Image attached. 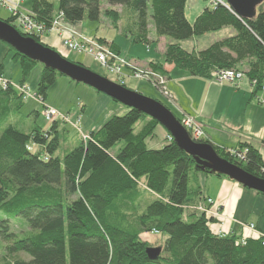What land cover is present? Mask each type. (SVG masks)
Returning <instances> with one entry per match:
<instances>
[{"label": "trees", "instance_id": "16d2710c", "mask_svg": "<svg viewBox=\"0 0 264 264\" xmlns=\"http://www.w3.org/2000/svg\"><path fill=\"white\" fill-rule=\"evenodd\" d=\"M101 1L58 0L55 9L49 0H30V12L45 32L55 11L67 23L99 22L106 17L119 29L121 14L113 8H120L128 24L120 31L134 44L148 47L161 37L170 41L164 63H148L153 72L169 79L167 64L192 77L212 79L215 72L233 70L255 83V92L264 86L261 6L253 19L246 20L223 5H205L190 23L185 11L191 0H103L108 6L104 11ZM3 21L13 26L11 17ZM149 25L155 41L149 40ZM225 28L234 35L202 51L181 46L183 41ZM31 38L42 43L40 36ZM7 47L19 63V86L24 85L38 63ZM109 48L119 55L117 45L111 42ZM40 66L35 97L43 103L47 89L61 75ZM244 66L247 70H242ZM23 101L9 81L0 88V238L7 244L0 264H207L208 259L213 264H264L263 239L246 238L241 243L235 235L216 236L209 229L213 219L194 209L203 198L199 186H189L190 174L209 175L207 170L196 167L194 158L171 138L159 150L146 148L156 121L151 119L135 134V126L147 117L128 108L124 116L111 118L60 157L57 121L47 132L33 127L24 133L10 124ZM120 143L123 146L115 151ZM212 148L221 159L264 180V162L249 144L232 150ZM65 194L75 198L67 201ZM15 219L30 229L21 238L11 232ZM153 232L166 235L163 251L168 256L160 250L156 258L148 257V244L140 237Z\"/></svg>", "mask_w": 264, "mask_h": 264}, {"label": "rangeland", "instance_id": "374dc122", "mask_svg": "<svg viewBox=\"0 0 264 264\" xmlns=\"http://www.w3.org/2000/svg\"><path fill=\"white\" fill-rule=\"evenodd\" d=\"M53 3L55 9L57 7L58 0H49ZM222 1V0H219ZM205 3V5L213 6L216 0H192L191 3ZM25 3V2H24ZM190 3V5H191ZM225 3V0H223ZM23 4V3H22ZM30 0L26 3L29 6ZM220 4V3H218ZM226 4V3H225ZM106 5L105 1H101L102 11L105 10L103 7ZM264 10V3L261 5ZM107 9V8H106ZM21 11L27 12L25 10ZM116 11L121 14L120 18V27L128 28L127 21L123 18V13L120 8H116ZM30 12V11H29ZM0 11V20H6V16H2ZM59 14L55 11L54 18L51 22L50 28L44 31V33L40 36L42 38L46 34L51 33V27L53 22H58V26H56V30H61L62 33L60 35L57 33L58 38H67L69 36V28L63 26L66 22L63 19H59ZM102 21L99 22H89L83 21L85 26L88 24L96 25L98 29V35L104 39L115 42L120 47V54L118 56L114 55V53L109 48L110 43H101L100 40H89L83 35V41L87 43L90 41L97 45L101 49H104L107 53L104 58V61L100 62L95 58L94 53H91L90 50H81V52L73 51L66 46H64V40H61V45L64 49V53H59L51 48L59 55H61L67 61L80 65L101 77L109 80L110 82L121 86L130 91L136 92L146 98L155 100L161 103L164 107H166L176 118H178L181 122L184 116H181L174 111L171 101L170 95L165 97L162 93V89L165 88L166 77L153 72L148 68V66L141 65L142 62H145L148 59L158 60L159 53H157V44L158 48H164L170 42L166 38H158L155 41V36L152 33V27L149 25L150 35L149 40L155 41L150 44L149 51H147V46L144 44H134L129 36H125V34L117 28H115L112 24L110 26L109 22H107L106 17H101ZM61 25L62 27H60ZM13 27V26H12ZM54 31V30H53ZM56 33V32H55ZM83 33H86V30H83ZM26 35V34H25ZM234 32L231 28L222 29L216 33L206 34L202 37L192 38L186 41L181 42L182 48L188 51H202L206 49L211 44L220 42L224 39L232 37ZM28 36V35H27ZM25 37V36H24ZM30 37V36H28ZM78 38L75 36H71L70 39L72 42L81 43L82 38ZM41 42V40H40ZM43 43V42H42ZM40 43V44H42ZM1 45V44H0ZM3 45V51L0 52V59H3L1 63L4 66L3 74L0 73V79L4 81H9L12 86H19L21 81V71L19 67V63L14 61L12 58L13 52L8 49L5 44ZM84 45V43H83ZM89 48V47H86ZM92 48V46H90ZM91 53V54H90ZM149 62H147L148 65ZM167 65V64H165ZM164 65V66H165ZM172 66V65H171ZM242 70H247V67H242ZM41 66L39 64L35 65L33 70L30 72L28 78L26 79L24 85L29 89V93L32 96L36 94V86L39 82L40 74H41ZM165 70V67H164ZM166 71V70H165ZM216 73V72H215ZM213 73V75L215 74ZM242 73V72H241ZM169 74V73H168ZM212 75V80H214L215 75ZM164 81V84H160L159 79ZM240 83V82H239ZM1 84V83H0ZM228 84V83H227ZM252 86V85H251ZM1 88V86H0ZM255 89V87H253ZM168 99V100H167ZM54 110L58 114L57 118L47 120L44 116V112L46 110ZM128 111V108L124 105L115 102L109 97L97 93L90 87H87L83 84H77L69 79L58 76L56 78V82L51 85L46 91V98L43 103L36 100L35 98H25L22 102V106L17 111L16 115L11 117L10 124L16 128L20 132L28 133L33 127H37L41 129L43 132H47L50 130L51 125L54 121L59 123V139L60 145L58 151L56 153L57 156H64L66 153L75 149L81 142V140H86L91 133L97 132L101 127L111 118L113 117H121L124 116ZM62 117H66L68 121H64ZM147 117V116H146ZM150 118L142 119L135 126V134L141 132L144 127L150 123ZM182 126V125H181ZM203 131V130H202ZM203 137V136H202ZM170 136L169 134L161 127L160 125L154 126V130L152 132V136L145 140L146 148L149 150H159L163 148L167 143H169ZM203 140V139H202ZM200 143V142H198ZM123 143H120L118 148H121ZM213 179L212 176H209L204 173H195L192 172L190 174V187L199 186L202 192L205 194L206 188L210 186V180ZM259 195V194H258ZM67 201H71L75 198V196H71L68 194L64 195ZM146 197V196H144ZM149 197L147 196V201ZM207 204L208 200L204 199ZM213 202L210 204L213 206ZM199 205H197L194 209L198 210ZM209 209H204V213H211ZM217 211L212 214L217 215ZM215 224V222H212ZM11 232L16 234L21 238L23 233L28 232L30 229L28 225L22 220H12ZM221 223L218 226L209 225V229L211 233L216 236H229L235 235L231 232H224L219 228ZM22 233V234H21ZM239 238V241L242 243L246 238H261L264 240L262 233L257 231L256 227L252 224H242L241 225V234L235 235ZM141 241L146 242L148 244V249H159L162 252L163 256H168L167 252L163 251L164 241L166 239V235L153 232L146 233L141 235ZM6 242L0 238V257L6 254ZM22 259L28 260V257L25 254H20ZM207 264H213L211 259H208Z\"/></svg>", "mask_w": 264, "mask_h": 264}, {"label": "crops", "instance_id": "0c3cea01", "mask_svg": "<svg viewBox=\"0 0 264 264\" xmlns=\"http://www.w3.org/2000/svg\"><path fill=\"white\" fill-rule=\"evenodd\" d=\"M191 1L187 3L185 11L186 18L190 23L205 8V3H191ZM26 3L21 4L20 7L22 10L30 11V4L28 6ZM106 5L103 7L105 8ZM113 9L116 10V8ZM0 11L2 16L7 15V19L10 17L5 9L0 8ZM106 20L109 22L108 19ZM109 24L111 26L110 22ZM63 26L79 32L89 40L103 39L107 43L112 42L117 45L115 42L99 36L96 25L85 26L81 22L73 24L65 22ZM118 26L117 30L121 32L120 24ZM84 29L86 33H83ZM61 39L55 32L40 38L43 44L60 54L65 52L61 45ZM0 44V52H2L3 43L0 42ZM156 46L160 58L158 60L148 59L141 65L145 67L147 62L164 63V48H158V44ZM118 48L120 54V47L118 46ZM148 49L149 47H147V51H149ZM2 60L0 59V64H2ZM164 67L169 73V79H166L164 84L171 98L169 102L180 117L189 116L200 125L204 134L203 141L209 142L217 149L225 150H232L238 144H249L259 153L264 162V105L259 101L263 97L261 92H255L247 79L236 85L218 84L212 79L192 77L171 65ZM0 86L2 88L1 84ZM209 176H212L213 179L209 181L210 186L206 188L205 194L201 190L203 199L198 205L203 209L210 210L211 213H206V217L215 222L210 225L219 227L221 223L219 231L221 229L225 233L231 232L239 236L243 223L252 224L264 238V196L243 188L236 182L226 179L227 177L210 174ZM204 199H211L214 203L213 206L207 204ZM215 211L218 212L217 215L212 214Z\"/></svg>", "mask_w": 264, "mask_h": 264}, {"label": "water", "instance_id": "95a60500", "mask_svg": "<svg viewBox=\"0 0 264 264\" xmlns=\"http://www.w3.org/2000/svg\"><path fill=\"white\" fill-rule=\"evenodd\" d=\"M225 5L241 19H253L264 0H225ZM0 42L16 53L43 65L70 81L92 88L129 109L136 110L156 121L169 134L173 142L194 158L196 167L210 175L224 176L243 188L264 196V180L254 177L238 166L221 159L211 145L193 142L176 117L161 103L118 86L100 75L64 59L57 52L31 37H24L14 27L0 20ZM149 258H156L159 249H147Z\"/></svg>", "mask_w": 264, "mask_h": 264}, {"label": "built area", "instance_id": "2783aa9c", "mask_svg": "<svg viewBox=\"0 0 264 264\" xmlns=\"http://www.w3.org/2000/svg\"><path fill=\"white\" fill-rule=\"evenodd\" d=\"M24 2H28V0H0V8L5 9L9 13L10 17L13 19V26L18 32L26 34L30 37H32L33 35L41 36L45 30L42 25L38 24L35 21V15L29 11L24 12L20 10V5ZM218 3H220V5L227 7L225 3H223V1H219V0H216L213 6L218 5ZM59 19L64 20L62 14H59ZM56 26H58V22H53L52 27H51V32H56L60 35V33L62 32L61 30L55 31V29H57ZM59 26L62 27L61 25ZM69 31H70L69 36L67 38H64L65 40L62 38L64 40V46H66L67 48L73 51H78V52H81L82 49L90 50L91 53H94L95 58L98 59V61L100 62L104 61V58L106 57L105 55L107 54L104 49H101L100 47H98L97 45H94V43H91L90 41H87V43L84 42L79 32L72 30V29H70ZM71 36H75L78 38L81 37L83 42L79 44L78 42H72L70 39H68ZM90 46H92V48H90ZM86 47H89V48H86ZM214 75H215L214 81L218 84L228 83L231 85H236L242 80H244L243 73L233 71V70H220L216 72ZM159 81H160L159 82L160 84H164V81L162 79H159ZM0 83L2 86H5L6 84V82L3 79H0ZM250 84L252 85V87H255V83H250ZM13 87L23 96V99L25 98H35L36 99L35 96L30 95L29 89L26 86H23V87L13 86ZM259 92L263 94V97L259 101L261 104L264 105V86L261 88ZM162 93L164 94L165 97H168L169 95L164 88L162 89ZM44 116L47 120H51V119L57 118L58 114L56 113V111L50 109L44 112ZM62 118L64 119V121H67L66 117H62ZM180 124L187 131L190 139L193 142L198 143L199 141L202 140L203 138L202 136L204 135L202 128L193 118L189 116H184ZM232 153L234 154V152ZM208 203L211 204L212 201L208 200ZM198 210L201 212H204V209L201 208L200 206L198 207Z\"/></svg>", "mask_w": 264, "mask_h": 264}]
</instances>
